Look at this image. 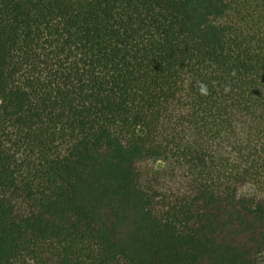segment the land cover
<instances>
[{
    "label": "trees",
    "instance_id": "1",
    "mask_svg": "<svg viewBox=\"0 0 264 264\" xmlns=\"http://www.w3.org/2000/svg\"><path fill=\"white\" fill-rule=\"evenodd\" d=\"M0 264H264V0H0Z\"/></svg>",
    "mask_w": 264,
    "mask_h": 264
},
{
    "label": "clouds",
    "instance_id": "2",
    "mask_svg": "<svg viewBox=\"0 0 264 264\" xmlns=\"http://www.w3.org/2000/svg\"><path fill=\"white\" fill-rule=\"evenodd\" d=\"M201 92L206 93V89L203 86H201Z\"/></svg>",
    "mask_w": 264,
    "mask_h": 264
}]
</instances>
